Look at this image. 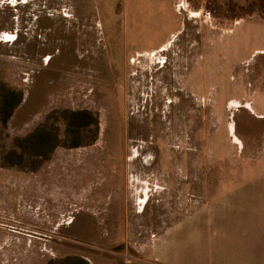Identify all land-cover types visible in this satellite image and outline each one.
Segmentation results:
<instances>
[{
	"label": "rangeland",
	"instance_id": "1",
	"mask_svg": "<svg viewBox=\"0 0 264 264\" xmlns=\"http://www.w3.org/2000/svg\"><path fill=\"white\" fill-rule=\"evenodd\" d=\"M172 8L0 0V264L203 262L201 186L264 181V0Z\"/></svg>",
	"mask_w": 264,
	"mask_h": 264
},
{
	"label": "crops",
	"instance_id": "2",
	"mask_svg": "<svg viewBox=\"0 0 264 264\" xmlns=\"http://www.w3.org/2000/svg\"><path fill=\"white\" fill-rule=\"evenodd\" d=\"M174 1L176 0H160L162 11H169V22L172 21L177 26L170 32L172 35L168 37L169 39L184 30V27L180 28L178 19L181 10L176 15L172 8ZM180 4L182 5V3ZM186 4L184 3L183 7ZM186 10L185 16L194 17L195 13H197L194 10L190 11L191 9ZM168 38H165L164 43L162 42L159 46L160 48L166 47L165 43L168 42ZM252 171L257 172L256 177H264V170L257 171V169H252ZM235 173H237L238 177L244 176L245 170L236 171ZM257 183L252 185L243 184L236 190L230 191H223L218 186L215 188L208 185L201 186V195L197 200L202 203V206L199 207V211H195L191 216H193V219L196 218L198 222L201 218L199 216L203 214L204 230L207 227L210 232L212 224H215L217 225V232L220 231L221 235L217 240V245V241H214L209 233L204 234L202 238L200 229L198 227L193 228L195 231L194 239L205 241L209 248V253L207 252L208 255L207 253L204 254L203 262L188 260L186 264H264V181L261 178ZM159 235L152 242L151 249L147 251L155 255L156 260L161 264H173L164 251L165 240L159 238ZM215 249L220 251V256L217 258L213 257V250ZM205 250L206 246L204 252ZM176 264L185 263L178 262Z\"/></svg>",
	"mask_w": 264,
	"mask_h": 264
},
{
	"label": "trees",
	"instance_id": "3",
	"mask_svg": "<svg viewBox=\"0 0 264 264\" xmlns=\"http://www.w3.org/2000/svg\"><path fill=\"white\" fill-rule=\"evenodd\" d=\"M5 91L4 93H11V92H14L16 93V97L11 98V97H4L2 99V101H0V121L1 122H5L8 118V116L10 115L12 109L14 108V106L19 102L20 100V92H18L17 90L15 89H11V88H3ZM2 107L5 108L6 110H4L3 114H2ZM56 140V139H55ZM55 142L53 143V145L50 146V148L47 149L48 153L49 151L51 150V148L54 146ZM21 147V145H19ZM20 150V149H19ZM46 151V152H47ZM17 151H13V150H9L7 153H15ZM19 152V151H18ZM35 155L34 157L36 158L37 156H41L42 159L47 157L48 155L46 154V152H42L41 150H36L35 151ZM6 153V154H7ZM21 156V155H19ZM24 157V156H23ZM28 159V163H30V159H31V155L29 157H26ZM19 161H11L10 163H8L7 165H17ZM73 258L74 260L78 261V264H88L82 257H78V256H75V257H71ZM67 264V263H66Z\"/></svg>",
	"mask_w": 264,
	"mask_h": 264
}]
</instances>
